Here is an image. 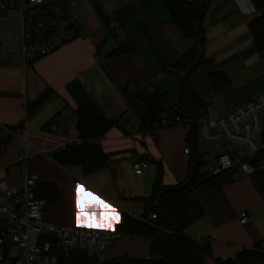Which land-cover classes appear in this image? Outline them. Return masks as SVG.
Masks as SVG:
<instances>
[{
	"label": "crops",
	"instance_id": "1",
	"mask_svg": "<svg viewBox=\"0 0 264 264\" xmlns=\"http://www.w3.org/2000/svg\"><path fill=\"white\" fill-rule=\"evenodd\" d=\"M68 1L87 36L31 62L22 56L21 14L0 12V181L19 187L21 169L16 158L25 150L27 171L36 177L37 197L44 202L45 221L107 231H115L124 216L148 223L151 214L143 218L144 200L151 196L159 171L163 186L181 183L193 155L202 156L203 148L210 150L200 140L197 122V153L188 144L190 127L174 125L154 136L145 133L141 118L146 107L136 98L141 92L159 90L176 102L179 79L166 75L163 66L177 62L192 42L171 23L167 0ZM258 15L251 0H207L202 26L205 57L211 61L208 69L224 73L229 84L214 91L207 81L204 94L193 86L204 106L190 119H215L264 90V57L253 52L248 30ZM110 22L123 29L122 36L109 31ZM119 49L124 51L115 54ZM45 92H51L50 97L30 110V104ZM234 93L242 102L226 110L218 99H229ZM86 106L114 123L97 142L107 165L91 174L80 167H62L52 158L69 134L78 135L76 111ZM165 108L157 121L168 117ZM52 121L57 124L55 132L49 131ZM186 145L188 154L183 152ZM141 161L149 166L133 177L131 167ZM224 174L228 177L224 184L199 197L203 216L184 230L197 247L208 245L213 259L221 261L234 259L264 239V175L234 179L231 172ZM93 207L98 214L90 211ZM242 213L249 217L245 224L240 223ZM149 258L148 240L121 236L94 261L117 264L124 259L120 264H127Z\"/></svg>",
	"mask_w": 264,
	"mask_h": 264
},
{
	"label": "built area",
	"instance_id": "2",
	"mask_svg": "<svg viewBox=\"0 0 264 264\" xmlns=\"http://www.w3.org/2000/svg\"><path fill=\"white\" fill-rule=\"evenodd\" d=\"M7 11L22 16L25 62L48 56L72 39L87 36L73 3L68 0H0V12ZM108 29L116 36L124 33L113 22ZM167 100L168 117L148 125L145 133L154 136L174 125L188 129L197 122L201 142L210 147L200 150L207 176L228 172L234 179L264 175V90L224 115L215 119L202 116L197 121L186 117L177 102ZM56 127L52 121L49 131L55 132ZM83 143L77 133H72L62 150ZM183 152L189 153L188 145ZM27 160L25 150L16 158L21 169L19 187L0 181V264H60L71 254L95 260L121 239L114 230L66 227L45 221L44 202L36 195V177L27 171ZM148 166L146 161L134 163L132 176H141ZM154 219L153 214L148 217V221ZM248 220L246 213L240 215L241 224ZM254 250L264 256V239Z\"/></svg>",
	"mask_w": 264,
	"mask_h": 264
},
{
	"label": "trees",
	"instance_id": "3",
	"mask_svg": "<svg viewBox=\"0 0 264 264\" xmlns=\"http://www.w3.org/2000/svg\"><path fill=\"white\" fill-rule=\"evenodd\" d=\"M258 17L248 24L252 37V50L264 57V0H251ZM166 8L171 23L177 27L182 38L192 42V47L183 53L174 64H165L163 71L179 79V98L176 101L186 117L193 118L203 108V101L193 88L192 77L199 70H204L209 86L214 91L226 88L229 80L224 73L211 72L208 69L211 61L205 57V31L202 26L207 9V0H192L184 3L167 0ZM124 50H118L119 54ZM51 95L45 92L30 104V110L42 105ZM146 107L141 118L142 128L157 122L158 115L170 104L159 90L152 94L141 92L136 97ZM114 125L104 118L95 108L86 106L76 111V129L78 136L84 141L80 146H69L52 155L53 160L62 167H80L84 174H91L106 167V157L102 153L98 139ZM197 125L190 126L188 134L189 147L197 153ZM205 162L202 156L193 155L184 181L173 186H163L160 182V171L153 185L152 194L144 200L145 215H155L148 223L135 221L124 216L115 230L121 236L142 237L149 241L147 260H131L127 264H264V256L257 251L247 249L241 251L232 260L213 259L209 246L197 247L184 235V230L203 216V208L199 197L224 184L228 177L221 174L209 177L204 172ZM46 190L54 191V187L46 186ZM43 189V191H44ZM36 195L40 191L36 190ZM256 248V247H255ZM124 262L120 260L117 264ZM60 264H95L81 254H71Z\"/></svg>",
	"mask_w": 264,
	"mask_h": 264
},
{
	"label": "rangeland",
	"instance_id": "4",
	"mask_svg": "<svg viewBox=\"0 0 264 264\" xmlns=\"http://www.w3.org/2000/svg\"><path fill=\"white\" fill-rule=\"evenodd\" d=\"M192 83L195 90H197L201 94H204L205 84L207 83V80H206L205 71L203 69L199 70L193 75ZM239 97L240 96L238 94L234 93L232 94V97H230L229 99H218V101L221 106H223L226 110H229L242 102V99H239ZM208 107L210 108L209 116L213 117L211 105L209 104Z\"/></svg>",
	"mask_w": 264,
	"mask_h": 264
},
{
	"label": "snow or ice",
	"instance_id": "5",
	"mask_svg": "<svg viewBox=\"0 0 264 264\" xmlns=\"http://www.w3.org/2000/svg\"><path fill=\"white\" fill-rule=\"evenodd\" d=\"M78 199H79V197H78ZM90 211L96 212L97 214L99 213V209L96 208V207L91 208ZM76 214H77V217L80 216L79 209L77 210V213Z\"/></svg>",
	"mask_w": 264,
	"mask_h": 264
},
{
	"label": "water",
	"instance_id": "6",
	"mask_svg": "<svg viewBox=\"0 0 264 264\" xmlns=\"http://www.w3.org/2000/svg\"><path fill=\"white\" fill-rule=\"evenodd\" d=\"M205 2V0H203V3Z\"/></svg>",
	"mask_w": 264,
	"mask_h": 264
}]
</instances>
